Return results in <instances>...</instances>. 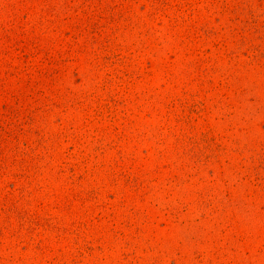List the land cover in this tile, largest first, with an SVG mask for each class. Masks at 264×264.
I'll return each mask as SVG.
<instances>
[{"label":"rangeland","instance_id":"374dc122","mask_svg":"<svg viewBox=\"0 0 264 264\" xmlns=\"http://www.w3.org/2000/svg\"><path fill=\"white\" fill-rule=\"evenodd\" d=\"M0 264H264V0H0Z\"/></svg>","mask_w":264,"mask_h":264}]
</instances>
